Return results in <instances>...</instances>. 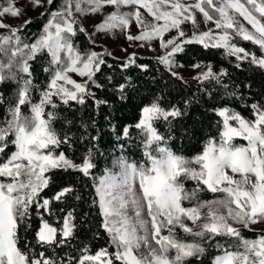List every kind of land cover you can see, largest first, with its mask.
Wrapping results in <instances>:
<instances>
[{
    "label": "snow or ice",
    "instance_id": "obj_1",
    "mask_svg": "<svg viewBox=\"0 0 264 264\" xmlns=\"http://www.w3.org/2000/svg\"><path fill=\"white\" fill-rule=\"evenodd\" d=\"M18 3L0 5V264H264V99L247 100L251 83H237L227 68L211 62L193 64L201 95L169 99L153 93L134 123L112 126L122 141L120 155L99 176L101 129L95 116L78 123L75 116L90 101L95 115L114 106L110 99L126 105L138 91L130 74L99 81L105 68H113L107 58L120 59L97 47L105 37L122 36L130 46L156 52V62L178 85L188 83L177 58L190 45L222 50L238 70L255 66L264 72V0ZM28 6L43 8L47 19L25 38L32 20L15 27L5 18L26 16ZM133 67L149 70L135 52L119 65ZM109 86L112 97H98ZM236 100L247 114L233 106ZM194 105L211 114L216 131L188 156L173 142L196 135L185 124ZM72 127L80 132L75 139ZM77 142L85 145L79 162L62 149ZM133 145L137 158L128 152ZM58 171L91 181L105 246L78 243L82 214L69 206L82 199L77 189L66 185L50 198L42 195ZM205 193L211 198H202Z\"/></svg>",
    "mask_w": 264,
    "mask_h": 264
},
{
    "label": "trees",
    "instance_id": "obj_2",
    "mask_svg": "<svg viewBox=\"0 0 264 264\" xmlns=\"http://www.w3.org/2000/svg\"><path fill=\"white\" fill-rule=\"evenodd\" d=\"M46 19L47 17L42 16L41 14L32 18V23L27 25L24 30V37L27 38L35 36L39 28L46 22ZM79 41L82 45L87 43L83 35L79 37ZM241 45L252 51H258L256 46L251 45L248 42H241ZM97 47L105 48L101 44H98ZM107 59L108 63L113 64V68H105L103 70V74L99 75V81L104 83L108 75L113 76L114 80H121L125 75L130 74L138 91H133L131 93V100L126 105L121 104L114 99H110V104L114 106L102 107L99 115H95V109L91 107V101L89 102L88 107H85L83 110H78L75 113L77 123L81 118L88 120L95 116L98 126L101 129V152L103 154H97L95 157L98 165V169L96 171L97 176H99L104 169L111 167L112 162L118 155H120L118 145L122 143V141L116 140V133L112 131V126H116L117 130H119L125 124L134 123L135 119L139 115V107L143 102H146V99L151 97L153 93L157 95L163 94L168 96L169 99H172L173 97L178 99H188L201 95V93L197 91V82L185 78L188 83H180L178 85V82L169 76L166 69L162 65L158 64L154 57L137 55L138 63H145L149 65L147 73L135 67L127 70H121L119 65L121 61L125 59L114 60L112 57H108ZM177 62L183 64L186 68L193 67V64L195 63L209 62L219 68H227L237 83L243 82L251 83L253 85L251 95H249L247 90H245L247 100L255 101L257 99H264V72L256 69L255 66H244L242 71L236 69L235 61L226 59L222 54V50H204L199 45H190L186 47V52L184 54L178 56ZM34 67L38 77L43 80L44 76L41 72V65L36 64ZM169 93H171L170 96L168 95ZM7 94L9 96L14 95V88L9 90ZM97 95L100 98L112 97L110 86L105 90H98ZM233 106L237 107L238 110H241L244 114H247L246 109L243 108L242 101L236 100ZM64 115L67 116L69 113L64 112ZM210 115V113L204 112V108L200 105H194L192 113L185 121V124L190 127V130H194L196 135L189 140L173 142L175 143V147L188 156L194 155L196 152L200 151L202 149L204 139L210 134H214L216 131L214 127V120L209 119ZM68 130L69 126H65L63 129V131ZM70 134L75 139V137L80 135V132L77 128L72 127ZM62 149L67 155L79 162L84 152L85 145L77 142L74 144L73 149H69L67 145H63ZM128 152L132 153L133 158H137L140 150L133 145L128 148ZM54 181L55 182L50 184L49 188L46 189L42 195H46L50 198L53 193L59 189V187L72 185L82 196V199L78 202L72 200L69 201V206L74 205L77 208V213L82 214L80 241H78V243L83 242L90 244L93 249L105 246L107 242V235L102 229H99L100 218L96 214L97 209L91 206L94 189L91 187V181L89 178L82 177L81 174L76 172L58 171L54 174ZM188 186L191 187L190 182ZM202 198H211V194L205 193ZM97 232L98 237L94 235V233ZM27 235L30 239L31 230ZM180 235L184 234L180 233ZM245 235L251 236L252 233L245 232Z\"/></svg>",
    "mask_w": 264,
    "mask_h": 264
},
{
    "label": "rangeland",
    "instance_id": "obj_3",
    "mask_svg": "<svg viewBox=\"0 0 264 264\" xmlns=\"http://www.w3.org/2000/svg\"><path fill=\"white\" fill-rule=\"evenodd\" d=\"M7 2V0H0V5H3ZM27 1H21L19 0L18 6L20 4H26ZM29 10L27 11V15H23L21 16L20 19H11V18H5L6 22L15 26V27H19L23 24V21L25 19H32L36 16H39L44 9L43 8H37L35 10H31V6H28ZM186 30H189L191 28L190 25H186ZM203 27V25H202ZM209 27H211V25H209ZM133 32L136 31L135 27H133L132 29ZM98 44L103 45L108 51H111L113 53L114 57H119L120 59H127L128 55L135 52L136 55H141V56H151V57H155L157 55L156 52L150 51L147 48H137L134 46H130L132 44V42L126 41L122 36H113V37H105L103 39H101L100 41H98ZM127 48V52L123 51V49ZM215 68L219 69V67L213 65ZM199 71V69H196L194 67H190V68H180L179 72L181 73V75L184 76V78L189 79L191 81H195L192 79V77ZM196 82V81H195ZM238 143L240 141H237Z\"/></svg>",
    "mask_w": 264,
    "mask_h": 264
}]
</instances>
